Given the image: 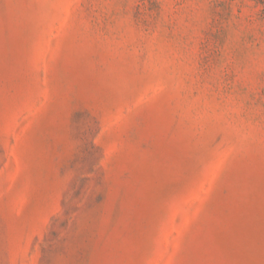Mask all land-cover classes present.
Returning a JSON list of instances; mask_svg holds the SVG:
<instances>
[{"label": "rangeland", "instance_id": "374dc122", "mask_svg": "<svg viewBox=\"0 0 264 264\" xmlns=\"http://www.w3.org/2000/svg\"><path fill=\"white\" fill-rule=\"evenodd\" d=\"M0 264H264V0H0Z\"/></svg>", "mask_w": 264, "mask_h": 264}]
</instances>
